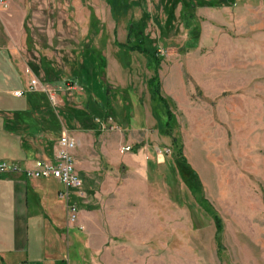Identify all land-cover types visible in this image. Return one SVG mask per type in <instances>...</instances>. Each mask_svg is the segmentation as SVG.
Here are the masks:
<instances>
[{"label": "rangeland", "instance_id": "obj_1", "mask_svg": "<svg viewBox=\"0 0 264 264\" xmlns=\"http://www.w3.org/2000/svg\"><path fill=\"white\" fill-rule=\"evenodd\" d=\"M181 1L166 31L158 0L147 5L156 72L127 48L132 18H107L118 31L105 32L91 0L0 6L3 88L33 77L45 128L73 141L69 264H264V0H224L193 20Z\"/></svg>", "mask_w": 264, "mask_h": 264}, {"label": "crops", "instance_id": "obj_2", "mask_svg": "<svg viewBox=\"0 0 264 264\" xmlns=\"http://www.w3.org/2000/svg\"><path fill=\"white\" fill-rule=\"evenodd\" d=\"M4 1L8 14H12L21 2ZM91 1L95 17L104 21L105 32L118 31L116 22L107 21V18H118L119 14L121 17L132 18L130 21L133 23L143 15L147 16L146 23L151 18L147 5L153 0ZM187 1L192 8V13L187 14L188 20L212 15L218 8L221 11L228 10L224 0ZM199 1L215 2L220 6L209 7L201 5ZM158 2V11L164 13V3L160 0ZM180 2L182 1L178 0L173 11H179ZM131 4L138 5V10L136 7H129ZM77 8L79 10L80 5ZM1 10L0 8V23L5 26L3 15L6 13ZM94 15L92 13L93 23L96 20ZM20 16L19 13V20ZM125 22L126 19L120 28L122 32H126ZM163 28L168 30L164 21ZM8 66L5 67V62H0V73L3 75L0 77V161L8 162L14 165V168L0 171V264H69L65 261L63 247L67 236L70 237L67 232L65 206L56 196L61 186L51 177L35 178L27 176L24 172L36 159L53 160L54 148L60 134L51 137L45 128L52 117L49 118L46 108L42 106L41 96L38 98L32 91L25 92L20 97L10 94L11 90L18 89L23 84H15L11 89L3 88V83H6L3 78L8 76Z\"/></svg>", "mask_w": 264, "mask_h": 264}, {"label": "built area", "instance_id": "obj_3", "mask_svg": "<svg viewBox=\"0 0 264 264\" xmlns=\"http://www.w3.org/2000/svg\"><path fill=\"white\" fill-rule=\"evenodd\" d=\"M0 6L5 7L6 3L0 0ZM36 86V81L33 77L29 78L24 84L23 88L13 89L10 94L15 97L22 96L25 92L32 91ZM73 146V141L62 133L57 139L53 160L36 159L28 169H25V174L30 177H51L60 184V189L57 190L56 196L59 200L64 202L65 209L67 210V221H73L75 218V207L69 201V193L79 196L81 193V179L73 170L72 158L70 149ZM128 145L119 147V152L127 151ZM12 167L5 161H0V171L9 170Z\"/></svg>", "mask_w": 264, "mask_h": 264}, {"label": "trees", "instance_id": "obj_4", "mask_svg": "<svg viewBox=\"0 0 264 264\" xmlns=\"http://www.w3.org/2000/svg\"><path fill=\"white\" fill-rule=\"evenodd\" d=\"M163 7V11L165 12L166 18H165V25L167 27V29H169L171 26L170 24L173 23L175 17L173 14V8L175 6V4L178 2V0H160ZM146 20H147V16L143 15L141 16L135 23L131 22L129 20V24L127 25L128 31H127V42L129 41V45H127L128 49H134L138 52H141L142 54L147 55L154 63L155 65V69L154 71L156 72V66L158 64V57L155 56V50L153 48L152 42L151 40L146 37L143 33H142V29L144 24H146ZM135 24V25H133ZM26 30V29H25ZM152 45V49H149L148 45ZM123 45V44H122ZM126 46V45H125ZM6 67V65H5ZM153 73L148 79H147V84H149L151 86V94L152 96L161 104L164 105L165 108V112H166V116L168 118L169 116V112L166 108V102L163 99V97L160 95L159 93V85H158V78H157V74ZM51 84V83H50ZM107 116V115H105ZM177 157H180V151L177 150L176 152ZM182 160V159H181ZM215 232L219 231V222L218 219L215 218Z\"/></svg>", "mask_w": 264, "mask_h": 264}]
</instances>
